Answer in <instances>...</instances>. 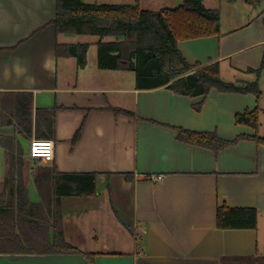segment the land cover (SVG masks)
<instances>
[{
    "label": "crops",
    "instance_id": "1",
    "mask_svg": "<svg viewBox=\"0 0 264 264\" xmlns=\"http://www.w3.org/2000/svg\"><path fill=\"white\" fill-rule=\"evenodd\" d=\"M94 3L140 5L139 0ZM55 9L56 0H0V96L30 94L33 126L37 109H56L47 158L30 156L29 140L6 126L3 112L0 136L20 144L31 203L42 199L34 184L40 169L94 175L95 189L90 195L63 197L55 207L63 241L75 253L0 254V264H222L264 256V146L242 140L214 153L180 142L177 133L215 134L226 142L253 136L250 128L236 126L234 117L256 109V134L264 138V11H252L248 22L226 30L220 11L219 35L176 43L188 65L217 64L219 76L234 81L228 83L259 82L256 99L216 90L197 98L165 88L136 90L133 72L97 67V37L57 34ZM74 44L89 45L82 68L57 53V46ZM6 170L0 146L1 201L10 200L2 192ZM151 176L162 178L152 182ZM51 189L45 200L53 199ZM222 206L256 210V228L218 229L216 209ZM43 236L40 245L29 240V248H48L51 230Z\"/></svg>",
    "mask_w": 264,
    "mask_h": 264
},
{
    "label": "trees",
    "instance_id": "2",
    "mask_svg": "<svg viewBox=\"0 0 264 264\" xmlns=\"http://www.w3.org/2000/svg\"><path fill=\"white\" fill-rule=\"evenodd\" d=\"M177 1L179 5L176 8L151 12L137 4L102 5L84 3L82 0H56L52 23L60 35L97 37V67L100 70L133 72L136 90L165 88L175 95L189 98L205 97L209 91L216 90L224 94L253 95L259 99L257 81L224 82L219 77L217 64L198 69V65L186 63L177 51L176 43L219 35L220 12L218 9H205L201 0ZM245 3L254 7L257 1L245 0ZM105 38L111 40L104 42ZM88 48V44L62 45L57 46V53L74 58L77 66L82 68L86 63ZM258 74L257 71L256 77ZM1 96H11L9 98L13 99L9 107L1 105L0 112L5 114L6 126L13 127L14 134L29 140V143L53 140L56 109H37L33 126L30 94ZM257 114L255 109L234 117V124L250 128L255 132L253 136H240L226 142L215 134L177 130L178 140L214 153L242 140L264 146V138L256 134L259 127ZM32 129L34 139L31 140ZM79 133L80 130L76 132L73 142ZM0 146L4 148L7 162L2 192L10 198L8 201L0 199V254L75 253L76 250L63 241L56 224L55 207L63 197L92 194L95 189L94 175H56L50 170L40 169L34 184L42 199L34 204L28 200L23 183L25 163L20 144L12 137L1 135ZM48 189L52 190L53 199L45 200ZM256 216L254 209L218 207L216 227L221 230H252L256 228ZM28 230L32 235H28ZM46 230L52 232L50 246L30 249L32 243L29 240L33 242L34 239L40 245ZM222 264H264V256L224 259Z\"/></svg>",
    "mask_w": 264,
    "mask_h": 264
},
{
    "label": "rangeland",
    "instance_id": "3",
    "mask_svg": "<svg viewBox=\"0 0 264 264\" xmlns=\"http://www.w3.org/2000/svg\"><path fill=\"white\" fill-rule=\"evenodd\" d=\"M84 3L92 4L95 0H82ZM140 1V8L143 10H148L151 12H158L162 9H172L178 5L177 0H139ZM206 4L211 6L213 9H218L219 12L221 11V24L224 30L235 28L240 24H245L248 18L249 13L254 11V15L259 14L264 11V0H256L257 4L254 7L248 6L244 0H205ZM134 2V1H133ZM136 4V3H133ZM233 17H237L239 21H232ZM92 53V50L89 51V54ZM87 54V58H88ZM95 61V59H94ZM95 63V62H94ZM220 77V76H219ZM225 78L226 80L222 79ZM228 75L222 74L220 79L224 82H234L232 79L231 81H227ZM252 78V77H251ZM258 77H256L257 80ZM132 79L135 83V74L132 73ZM255 81V80H254ZM264 84V79H263ZM259 85V82H258ZM12 98H7L6 96H0V106L3 105L4 107H9L10 102H12ZM26 147L23 146V150Z\"/></svg>",
    "mask_w": 264,
    "mask_h": 264
},
{
    "label": "built area",
    "instance_id": "4",
    "mask_svg": "<svg viewBox=\"0 0 264 264\" xmlns=\"http://www.w3.org/2000/svg\"><path fill=\"white\" fill-rule=\"evenodd\" d=\"M51 144L50 142L46 141H32L30 142V156L35 159H40V158H47V154L45 152V147L46 145ZM162 178V176H151L150 180L152 182L158 181ZM140 231L139 228H136V233L134 234V240L136 243H140L142 237L138 233Z\"/></svg>",
    "mask_w": 264,
    "mask_h": 264
}]
</instances>
